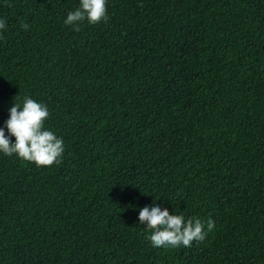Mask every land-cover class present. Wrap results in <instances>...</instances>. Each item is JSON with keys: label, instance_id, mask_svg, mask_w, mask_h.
Listing matches in <instances>:
<instances>
[{"label": "trees", "instance_id": "16d2710c", "mask_svg": "<svg viewBox=\"0 0 264 264\" xmlns=\"http://www.w3.org/2000/svg\"><path fill=\"white\" fill-rule=\"evenodd\" d=\"M78 3L0 0V127L30 96L65 145L0 154V264H264V0ZM154 199L213 230L154 247Z\"/></svg>", "mask_w": 264, "mask_h": 264}, {"label": "clouds", "instance_id": "9594fccd", "mask_svg": "<svg viewBox=\"0 0 264 264\" xmlns=\"http://www.w3.org/2000/svg\"><path fill=\"white\" fill-rule=\"evenodd\" d=\"M106 19L107 0H79L78 6L67 13L63 23L79 31L82 23L96 24ZM21 26L28 27L24 23ZM5 27V20L0 18V30ZM8 113L0 127V154L15 155L37 166L59 162L65 145L56 132L45 127L44 122L50 115L45 103L24 96L22 103H12ZM161 200L154 199L151 206L144 205L138 209L139 219L146 220L147 228L152 229L147 236L154 247L190 246L193 240L203 241L213 230V220L208 219L205 223L197 217H186L182 211L170 214Z\"/></svg>", "mask_w": 264, "mask_h": 264}]
</instances>
